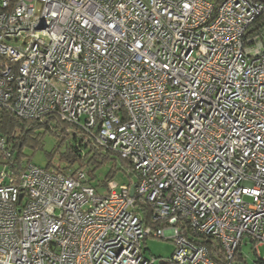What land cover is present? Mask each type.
I'll return each instance as SVG.
<instances>
[{
	"label": "built area",
	"instance_id": "built-area-1",
	"mask_svg": "<svg viewBox=\"0 0 264 264\" xmlns=\"http://www.w3.org/2000/svg\"><path fill=\"white\" fill-rule=\"evenodd\" d=\"M261 16L264 0H0V110L70 124L135 177L1 170L0 264H247V244L264 264Z\"/></svg>",
	"mask_w": 264,
	"mask_h": 264
},
{
	"label": "trees",
	"instance_id": "trees-1",
	"mask_svg": "<svg viewBox=\"0 0 264 264\" xmlns=\"http://www.w3.org/2000/svg\"><path fill=\"white\" fill-rule=\"evenodd\" d=\"M251 33L264 35V16L256 19L252 25ZM51 123L54 125V127H51ZM39 127H43L45 131H50L60 140H66L67 142H70L67 145L66 151L60 154V159L65 162V166L61 167L59 165H52V163L49 162V164L44 167L46 169L53 168L60 172L77 169L84 170L86 163L93 162L95 163V166L93 167L94 170L99 164L103 163L105 159H109L110 156H113L108 152H103L99 148L97 149L91 143H83L81 137L78 135L79 131L70 124L61 122L54 118L44 121L21 120L14 117L9 111L5 109L0 110V137L6 138L8 141L9 151H16L18 155L21 153L22 145L25 144L28 139H31L30 134L34 133ZM69 129L70 131L68 132ZM53 130H57V133H54ZM113 157L120 160L122 166L125 167V170L129 169L130 171L131 167L127 161L116 156ZM97 159H100V161H97ZM5 164L15 176H18L24 167L21 164L19 158H12L11 153ZM93 170L90 171L91 176H93ZM126 174L130 176V174ZM111 178L112 176L110 173L105 177L104 181L101 182L102 186L105 187L108 182H111ZM143 211L146 213L147 209L143 208ZM146 223H150L147 216ZM186 236H188V233ZM206 246L212 253H218L220 250L219 244L211 238L207 240Z\"/></svg>",
	"mask_w": 264,
	"mask_h": 264
},
{
	"label": "rangeland",
	"instance_id": "rangeland-1",
	"mask_svg": "<svg viewBox=\"0 0 264 264\" xmlns=\"http://www.w3.org/2000/svg\"><path fill=\"white\" fill-rule=\"evenodd\" d=\"M51 127H54L52 123ZM53 132L57 133V130H53ZM30 138L31 139H28V141L22 145L21 153L19 155L16 151L10 150L13 159L19 158L23 166L30 163L44 168L49 162H51L52 165H59L61 167L65 166V162L60 159V154L66 151L67 145L70 142L58 139L50 131H45L43 127H39L34 133H31ZM6 161L7 159L0 152V171H11L5 164ZM97 161H100V159H97ZM94 166L95 163L93 162L86 163L84 170L89 174L88 176L92 185L98 188L99 191L105 189L101 182H103L105 177L110 173L112 176L111 181L115 188L123 184L128 185L130 181L135 182V177L127 175V169L125 170V167L122 166L120 160L115 159L113 156H110L109 159H105L103 163L99 164L98 167L93 170ZM92 170L94 171L93 176L90 175V171ZM142 246L146 251L145 256H152L157 258V260H166L171 256L175 248V244L171 240H164L155 237H147L143 241ZM258 253L260 258H264V247H258ZM242 254L245 257L247 264H252L256 259L252 244L243 246Z\"/></svg>",
	"mask_w": 264,
	"mask_h": 264
},
{
	"label": "water",
	"instance_id": "water-1",
	"mask_svg": "<svg viewBox=\"0 0 264 264\" xmlns=\"http://www.w3.org/2000/svg\"><path fill=\"white\" fill-rule=\"evenodd\" d=\"M133 190H134V188L132 187V188H131V191H130L131 196L133 195ZM20 198H21V197H20Z\"/></svg>",
	"mask_w": 264,
	"mask_h": 264
}]
</instances>
